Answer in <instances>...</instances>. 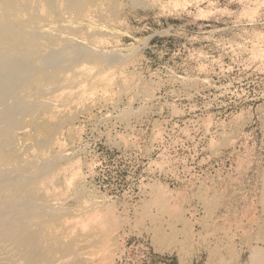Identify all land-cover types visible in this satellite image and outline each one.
I'll use <instances>...</instances> for the list:
<instances>
[{"label":"rangeland","instance_id":"374dc122","mask_svg":"<svg viewBox=\"0 0 264 264\" xmlns=\"http://www.w3.org/2000/svg\"><path fill=\"white\" fill-rule=\"evenodd\" d=\"M26 1L30 6L10 14L0 9L3 27L105 63L109 77L89 85L67 69L45 96L36 92L33 100L48 103L35 121L14 123L15 148L30 164L54 159L63 170L42 188V202L22 187L2 196L1 205L12 216L39 206L38 215L29 213L34 221L66 216L71 224L65 219L57 227L62 243L81 241L77 218L112 208V239L81 241V264L249 263L252 246L264 249L256 237L264 219V0ZM22 16L30 18L26 27ZM11 57L2 59L4 69ZM54 57L39 68L65 65ZM20 107L22 115L27 106ZM45 139L50 143L40 146ZM1 176L33 183L20 169L2 168ZM155 187L166 190L162 204Z\"/></svg>","mask_w":264,"mask_h":264},{"label":"bare ground","instance_id":"6f19581e","mask_svg":"<svg viewBox=\"0 0 264 264\" xmlns=\"http://www.w3.org/2000/svg\"><path fill=\"white\" fill-rule=\"evenodd\" d=\"M39 1H37V4ZM69 1H70V4H69L70 6L75 5L73 3L77 2L74 0H69ZM26 2H27L26 0H19V3H18V0H0V9L1 10L3 9V11L5 10V12L7 10V12L9 13L11 12L10 10H12L14 7L24 8L28 4ZM40 2L43 3L42 1ZM44 3L46 4V2ZM23 4L25 6H22ZM65 4H68V3H65ZM32 5L33 4L31 3V8H32ZM40 5H39V8H40ZM28 6H30V4ZM45 6L49 7L48 4ZM45 6L44 7L42 6V8L47 9L48 7L46 8ZM42 8L41 10L43 11ZM63 8L65 9V7ZM47 10L50 11V9H47ZM47 10H44L43 12L45 13V11ZM40 13L42 14L41 11ZM40 13L38 14L41 16ZM19 21L21 25L26 27L25 24H27L30 21V18L26 16H22L21 18H19ZM5 22L6 20L0 16V48L2 49V55H0V170L2 168L4 169L9 168L11 170L20 169L21 171H23L24 176L26 178L33 180V183L28 182V180H24V179L23 181H18V180L10 181L9 179L7 180L6 178H2V176L0 177V264H81L84 260L83 253L81 252V248H80L82 244L84 245L86 244L87 246L98 245V244L103 245L112 239L114 235V230L118 227L117 226L118 218L116 219V217H114L115 211L112 210V208L105 207V209L103 210H96L97 212L91 211L85 214L84 215L85 217L77 218V220H75L72 223L74 225L81 226L82 231L79 233L80 234L79 236H80L81 241H83L82 244H80L81 241L77 242L75 239H72V238L71 240H68L67 242L62 243V241H65V240H61V242H58L59 234L57 233V227L60 226L62 221H66L67 223L68 218L66 216L64 218V217L57 215L58 213H56L50 216L47 221L43 220V218L40 220L35 219L34 221L32 219H29L30 218L29 213L32 212L33 215H38V212L36 210L37 209L41 210V208H39V206L32 208L30 207V205L25 206V209L28 208L27 214L23 211V209H21L20 211H15L16 214L12 216L10 211L5 209V207L1 205V202L4 201L5 199L3 198L1 200V197L4 195H9L10 193H12V191H15L16 189L18 188L20 189L23 187V189L27 193H29L33 198L39 199L41 202L44 200L43 198L44 190L42 191V188L45 189L50 183L56 181V179L59 178V174L62 173L63 168L62 169L60 168L61 170L59 168H56V163L54 159L47 160V161L41 160L39 162L35 161L32 164H30L31 162L30 160L25 161L24 159H22L25 156L23 157L22 154L20 153V150L18 151L15 148L16 130L14 128V123L20 124L21 126L22 122L25 121L24 120L25 118L23 119L24 116H28L31 119L36 120L38 116V115L36 116L35 114V112L37 111V108L39 106L41 107V105L43 104L46 105V103H48L47 100H44L43 97L46 95L45 93L47 91L52 90L50 89L51 88L50 84L57 80H58V83L59 81L63 80L61 79V77L62 75H64L63 72H65V70L67 69L74 70L75 74H74L73 79L77 77V80H78L80 79V77H82L84 79V82L87 81L89 82V85H90L92 81L95 82L96 80H99V82H101L103 80H108L109 76L108 75L105 76V74H102L103 70L101 69L105 63L103 64L94 63L91 60H89V56H86V57L79 56L78 57L77 55H75L76 52L72 49L67 50L65 47H64L65 49L63 47H62L63 49L54 48V46L51 45L53 44V41L49 39H45L42 36L34 35L29 38H25L21 34L19 35L15 29L14 30L9 29V27L7 26L3 27L2 25L5 24ZM63 35L64 34H62V36ZM54 37H58L59 39L58 35H55ZM4 46L5 47L9 46L8 50L3 49ZM3 51H7V52H4L5 55ZM16 54H18L21 58H23V62L22 61L17 62L16 60H19V58L17 57H14V56L11 57V55H16ZM52 54L56 55V57H54L52 61L57 60L59 63V60H62L63 62L65 61V65H56L51 70L46 69V68H42V69L39 68L40 61L46 58L47 56H51ZM3 55L4 57H2ZM33 56H35L34 57L35 59L33 58ZM6 57H8L7 59H10L11 57V60H10L11 68L10 69L9 68L4 69L5 68L4 66L6 63H4L2 59ZM4 61H6V59H4ZM85 62H88L93 66L89 68L86 67V69H84ZM17 64H19L18 67H17ZM24 66L25 67L27 66L28 68L26 67L27 70L25 71V74H23V76L21 75L22 77L19 78L18 71L21 70V68ZM94 69H96V71H93ZM66 76L64 77L65 79L67 78ZM70 76L68 75V77ZM71 81L73 82V80ZM94 82H92V84ZM22 92H24V95H23L24 97L22 96ZM36 92H39L40 94H43L44 96L40 97L38 100H35V99L33 100V96L36 94ZM22 97L23 99L26 98V103H24V106L26 104L27 109L21 115L20 113L21 111H19L20 109L18 108L20 107L21 104L23 106V101L21 100ZM20 100L22 102H18ZM17 102L20 105L17 104ZM22 106L20 107L21 109L24 107ZM15 110L19 112L20 114L14 112ZM50 141L51 139H45V140L40 141L39 144L40 146H44L50 143ZM33 150L34 149H32V151ZM56 159L58 158H55V160ZM33 166H34V170L30 169L31 171L27 168V167L32 168ZM160 190L162 189L159 188V190H157V187H155V190L153 189V191L157 194V201L159 202V204L161 201L165 200V197H166V190L164 191H160ZM46 196L49 197L50 193L49 195H46ZM155 197L156 196H154L153 198ZM261 201H262V204H263L262 206L264 209V190L262 193ZM41 202H39V204ZM162 203L163 202H161V204ZM19 205L21 207L24 206L23 203H20ZM12 207H9V208H12ZM8 221H12L13 223L12 222L9 223ZM17 222H19V224L15 226L14 223H17ZM70 224L67 225L68 228L71 226ZM86 230H91L94 233V235L90 237L87 234V232H85ZM256 233H257L256 234L257 240L259 242L261 241L264 244V219L261 221V224L259 225V228H258V232ZM153 239L155 243L157 244L158 248H160L161 250L168 248L169 244L167 242L159 241L157 240V238L156 239L153 238ZM249 240L250 239H247V241ZM250 249H251V253L248 259L249 263L247 264H264V249H261V246L260 247L252 246ZM191 255L194 256V253H191Z\"/></svg>","mask_w":264,"mask_h":264}]
</instances>
